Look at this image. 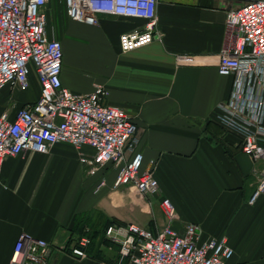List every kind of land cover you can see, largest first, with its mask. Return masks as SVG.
Wrapping results in <instances>:
<instances>
[{
    "label": "crops",
    "instance_id": "crops-1",
    "mask_svg": "<svg viewBox=\"0 0 264 264\" xmlns=\"http://www.w3.org/2000/svg\"><path fill=\"white\" fill-rule=\"evenodd\" d=\"M239 3L157 0L160 38L122 52L119 36L141 28L143 19L101 15L88 24L69 19L63 0L48 1L46 32L62 44V85L75 93L96 85L107 90L105 101L135 123L136 151L157 189L141 195L131 185L114 187L112 164L88 174L68 143L7 156L0 172V264H8L21 233L50 242L48 264H114L118 246L105 238L106 222H134L155 233L166 224L162 198L175 207L173 228L196 223L200 241L226 238L233 249L226 264H264V195L249 202L264 160L245 154L217 119L232 88V77L217 71L218 54L226 12ZM177 54L200 55L202 63L179 65ZM28 81L26 89L0 88V116L6 112L11 121L37 99L33 72ZM84 236L89 243L80 258L71 248Z\"/></svg>",
    "mask_w": 264,
    "mask_h": 264
},
{
    "label": "built area",
    "instance_id": "built-area-1",
    "mask_svg": "<svg viewBox=\"0 0 264 264\" xmlns=\"http://www.w3.org/2000/svg\"><path fill=\"white\" fill-rule=\"evenodd\" d=\"M49 0H0V88L26 89L33 72L40 85L34 102L20 107L13 120L0 116V172L4 159L27 150L46 153L53 144L68 143L77 151L88 174L103 166L116 167L114 187L131 185L141 195L157 189L151 169H143V155L136 151L137 127L121 107L105 101L107 90L96 85L90 92L75 93L62 85L63 50L59 40L46 32ZM69 19L97 24L101 15L143 19L141 28L122 33V52L159 39L157 0H63ZM226 12L224 40L217 71L232 77L228 98L218 104L217 119L240 139L241 150L254 160H264V0H239ZM179 65L202 63L200 55L177 54ZM88 146L87 154L82 147ZM104 185L100 180L98 187ZM264 195V175L249 202ZM166 224L152 232L138 223L109 224L105 238L118 246L114 264H226L233 254L226 238L200 241L201 228L176 219L173 203L162 198ZM89 238L81 237L71 253L85 257ZM50 242L21 233L8 264H48ZM107 264V263H102Z\"/></svg>",
    "mask_w": 264,
    "mask_h": 264
},
{
    "label": "trees",
    "instance_id": "trees-1",
    "mask_svg": "<svg viewBox=\"0 0 264 264\" xmlns=\"http://www.w3.org/2000/svg\"><path fill=\"white\" fill-rule=\"evenodd\" d=\"M236 135V134H235ZM237 136V135H236ZM238 137V136H237ZM239 138V137H238ZM112 223H117V224H121V223H119V222H117V221H113V220H111V219H109L107 222H106V224H105V228L109 225V224H112ZM105 231V230H104Z\"/></svg>",
    "mask_w": 264,
    "mask_h": 264
}]
</instances>
